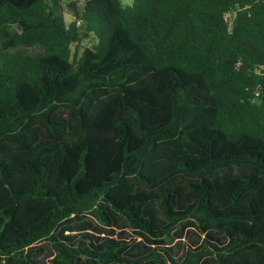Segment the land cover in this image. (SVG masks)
Wrapping results in <instances>:
<instances>
[{
    "label": "trees",
    "instance_id": "trees-1",
    "mask_svg": "<svg viewBox=\"0 0 264 264\" xmlns=\"http://www.w3.org/2000/svg\"><path fill=\"white\" fill-rule=\"evenodd\" d=\"M86 215L264 264V0H0V263L167 264L64 235Z\"/></svg>",
    "mask_w": 264,
    "mask_h": 264
},
{
    "label": "rangeland",
    "instance_id": "rangeland-1",
    "mask_svg": "<svg viewBox=\"0 0 264 264\" xmlns=\"http://www.w3.org/2000/svg\"><path fill=\"white\" fill-rule=\"evenodd\" d=\"M125 6H131L133 0H120ZM76 11H82V5L76 4ZM64 18L67 23L77 20L74 13L69 8H64ZM89 42H84V45H88ZM62 230L65 236H74L75 239H79L84 234L90 235L91 241H95L97 237L105 236L107 238H113L125 241L127 244L126 252L131 253H143L156 248L162 254L167 264H180L183 260L187 250H194L201 246L203 242V235L197 229V226L193 221H188L181 225L174 233V242L171 245L166 244L163 241L154 242L149 238L131 230L128 225L117 216L116 223L113 226H104L99 224L95 217L92 215H86L83 221L78 222L75 219H70L65 222ZM223 240H218L216 243H222ZM29 258L35 261L36 264H52V258L54 253L50 246L40 241L26 251ZM80 264H92L85 258L80 259ZM0 264H14L12 262H2ZM148 264H156L154 262ZM202 264H216L214 258H207Z\"/></svg>",
    "mask_w": 264,
    "mask_h": 264
},
{
    "label": "water",
    "instance_id": "water-1",
    "mask_svg": "<svg viewBox=\"0 0 264 264\" xmlns=\"http://www.w3.org/2000/svg\"><path fill=\"white\" fill-rule=\"evenodd\" d=\"M68 8H69V10H71L74 13V15L77 19L78 14H76V2H72L71 4H69Z\"/></svg>",
    "mask_w": 264,
    "mask_h": 264
}]
</instances>
